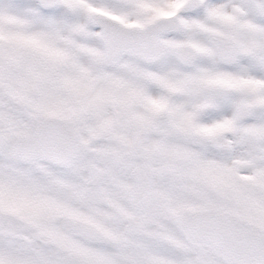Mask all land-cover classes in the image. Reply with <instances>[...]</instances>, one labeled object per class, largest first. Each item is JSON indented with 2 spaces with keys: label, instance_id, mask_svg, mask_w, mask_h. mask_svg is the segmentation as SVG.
Returning a JSON list of instances; mask_svg holds the SVG:
<instances>
[{
  "label": "snow or ice",
  "instance_id": "obj_1",
  "mask_svg": "<svg viewBox=\"0 0 264 264\" xmlns=\"http://www.w3.org/2000/svg\"><path fill=\"white\" fill-rule=\"evenodd\" d=\"M0 264H264V0H0Z\"/></svg>",
  "mask_w": 264,
  "mask_h": 264
}]
</instances>
